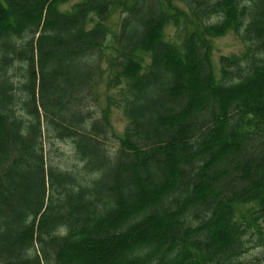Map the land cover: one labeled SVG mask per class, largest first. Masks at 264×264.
<instances>
[{"label": "trees", "instance_id": "obj_1", "mask_svg": "<svg viewBox=\"0 0 264 264\" xmlns=\"http://www.w3.org/2000/svg\"><path fill=\"white\" fill-rule=\"evenodd\" d=\"M68 1L0 0V264H239L263 239L264 0ZM229 31L245 53L217 73ZM109 48L114 153L107 111L83 109ZM48 134L79 168L47 162Z\"/></svg>", "mask_w": 264, "mask_h": 264}, {"label": "rangeland", "instance_id": "obj_2", "mask_svg": "<svg viewBox=\"0 0 264 264\" xmlns=\"http://www.w3.org/2000/svg\"><path fill=\"white\" fill-rule=\"evenodd\" d=\"M81 0H69L66 4L60 7L63 11L71 10L72 6ZM177 5L187 11L183 4ZM122 13L117 10L107 21V26L110 29V36L107 44L111 47H115L114 35L118 31ZM211 18L210 20H212ZM187 22H182V25L175 27L169 25L166 30L167 39L181 43L185 38L188 27ZM246 44L241 38L234 32L228 33L212 39V61L216 68L219 69V60L221 56H240L245 53ZM115 52L110 48L104 54L102 60L103 77L101 83L95 88L93 96L88 98L84 103L83 109H87L90 112V118L102 116V110H106L108 113V120L110 123L111 131L106 134L105 146L110 153H114L118 148V139L116 136H121L127 120L123 113V106L121 102V86L109 87L108 79L112 77L111 69L109 67L108 60L113 56ZM144 57V64L149 63V57ZM218 73V71H217ZM115 134L116 136L112 135ZM44 147L46 152L47 162L58 165L61 168L71 169L74 167H80L81 165L75 158L74 146L70 141H61L55 139L51 135L45 136ZM262 228L263 239L259 240L252 230L246 235L248 240L247 252L239 258V264H264V220L260 222Z\"/></svg>", "mask_w": 264, "mask_h": 264}]
</instances>
